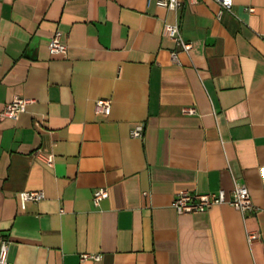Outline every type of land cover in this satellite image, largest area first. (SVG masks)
Returning a JSON list of instances; mask_svg holds the SVG:
<instances>
[{
    "label": "crops",
    "instance_id": "1",
    "mask_svg": "<svg viewBox=\"0 0 264 264\" xmlns=\"http://www.w3.org/2000/svg\"><path fill=\"white\" fill-rule=\"evenodd\" d=\"M180 1L0 0V232L12 264H264V0H234L220 17L217 0ZM57 29L66 54L48 49ZM15 96L32 99L26 111L1 115ZM139 122L143 138L131 135ZM235 182L256 206L245 219L228 204L171 205L180 190L229 196ZM96 188L108 192L98 203ZM35 189L45 197L23 207L20 191Z\"/></svg>",
    "mask_w": 264,
    "mask_h": 264
},
{
    "label": "built area",
    "instance_id": "2",
    "mask_svg": "<svg viewBox=\"0 0 264 264\" xmlns=\"http://www.w3.org/2000/svg\"><path fill=\"white\" fill-rule=\"evenodd\" d=\"M190 2H196L198 0H189ZM220 5L218 11V17H220L225 11H232L234 0H217ZM158 5L165 6L171 10H177L181 6L180 0H156ZM250 11L253 7L249 8ZM163 33L178 43L182 49L186 52H190L192 49V43L183 38L180 25L176 22H164ZM62 31L57 29L49 41L48 49L50 53H62L66 54L68 45L62 39ZM172 59L178 60V54L175 50L171 52ZM32 101L30 98L15 96L9 102L6 103L1 115L16 119L20 113L26 111L27 105ZM112 101L109 98H98L95 101V109L97 113L108 114L111 110ZM184 112L194 113L195 108L192 106L184 107ZM131 135L138 138L144 136V124L142 122L136 123L131 129ZM47 162L51 163L52 157H46ZM108 194L106 188H96L93 193V199L98 203L102 198ZM45 197V193L42 189L35 190H22L19 193V199L21 205L24 207L25 202L28 200L38 201ZM228 204L238 210L242 217L245 219L247 213L252 212L256 209V206L252 200L250 191L245 184L235 182L230 195L227 196L223 189L218 191H195L191 192L188 190H180L176 193L172 200V207L178 213H193L203 212L214 205ZM247 239L249 242L258 238L257 231L247 230ZM11 246V239L4 233L0 232V264H12L9 258V251ZM100 254L94 253H82L81 258H94L100 259Z\"/></svg>",
    "mask_w": 264,
    "mask_h": 264
}]
</instances>
